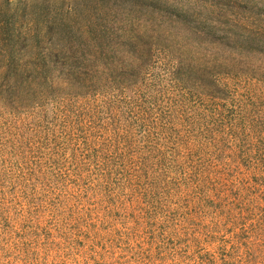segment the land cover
<instances>
[{
  "label": "rangeland",
  "instance_id": "obj_1",
  "mask_svg": "<svg viewBox=\"0 0 264 264\" xmlns=\"http://www.w3.org/2000/svg\"><path fill=\"white\" fill-rule=\"evenodd\" d=\"M0 264H264V0H0Z\"/></svg>",
  "mask_w": 264,
  "mask_h": 264
}]
</instances>
